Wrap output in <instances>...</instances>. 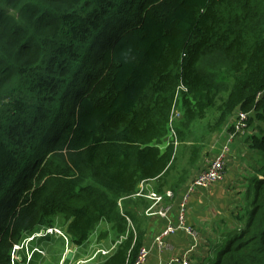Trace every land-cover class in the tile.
I'll return each instance as SVG.
<instances>
[{"label":"trees","instance_id":"16d2710c","mask_svg":"<svg viewBox=\"0 0 264 264\" xmlns=\"http://www.w3.org/2000/svg\"><path fill=\"white\" fill-rule=\"evenodd\" d=\"M240 110L264 154V0H0V264H27L15 245L34 232L60 229L64 253L103 224L112 251L93 260L135 264L152 204L139 186L191 144L185 180ZM226 242L213 264H264V178Z\"/></svg>","mask_w":264,"mask_h":264},{"label":"crops","instance_id":"0c3cea01","mask_svg":"<svg viewBox=\"0 0 264 264\" xmlns=\"http://www.w3.org/2000/svg\"><path fill=\"white\" fill-rule=\"evenodd\" d=\"M256 132L259 134L258 129ZM247 134L248 132L243 137H239L237 142L230 145L229 158L226 161V173L223 180L208 189H197L189 199L186 224L192 226L198 232L196 240L187 232L178 231L166 238L167 248L159 247L155 241V237L170 222L177 223L179 205L186 192V186L204 165V162L199 158L195 166L189 171L187 178L182 181L183 171L188 169L187 163L191 159V144H181L178 147L177 156L179 159L177 166L166 180L160 182L152 181L139 186L140 193H146L142 191L144 189L155 192L175 191L174 199L166 201L165 206L159 205L155 208L157 209L156 211L165 208L166 218L156 214L147 216V210L144 212L145 216H142L140 210L137 211L140 215L136 217V224L146 232L143 248L149 252L147 259L142 264H164L172 258L181 257L182 254L189 250H192L188 258L190 264H212L217 257L215 250L218 245L224 244L245 227L252 209V205L248 200H250L252 195L253 186L257 180L264 178V170L261 169L260 165L262 163L264 167V154L260 153L258 155V152L253 151L249 147L248 138L245 137ZM226 136L227 134H224L223 130H221V133L214 134L211 138L206 136V156L210 155L213 158L219 153L226 142ZM214 137H217V142H213ZM214 146L218 148V151L212 153V147L214 148ZM111 251L112 248L110 247L107 251L99 248L97 254L103 252L107 256ZM72 252V255L69 250L63 254L64 256L59 264H65L66 258L70 262L69 259L75 254H77V258L74 262L72 261V264H87L91 262L83 257V247H76ZM45 255L46 252H44ZM78 255L80 256L79 258Z\"/></svg>","mask_w":264,"mask_h":264},{"label":"built area","instance_id":"2783aa9c","mask_svg":"<svg viewBox=\"0 0 264 264\" xmlns=\"http://www.w3.org/2000/svg\"><path fill=\"white\" fill-rule=\"evenodd\" d=\"M177 101L178 99H175L173 108L171 110L170 119H169V136L167 138L166 145H172L175 146L178 145L177 135L175 134L174 127L176 124V121L181 118V110L177 107ZM249 118V113L242 112L241 110L238 111L237 114H235L233 117H231V120L229 121V124L227 125V138L226 142L221 148V151L211 159H207L206 162H204L203 167L201 170L194 175L190 179V182L186 186V192L183 195V198L179 205V217L177 220V223L170 222L166 228H164L156 237L155 241L158 244L159 247H168V244L166 242V238L172 234H175L178 231H185L188 234H190L195 240L198 238V232L192 227L188 226L186 224V213H187V205L189 202V199L192 194H194L197 189H208L211 186L215 185L216 183L223 180L225 176V161L226 157L230 152V145L235 142L237 137H243L248 131V125L247 121ZM233 124L234 126V132L228 131L229 127ZM143 191V190H142ZM144 191H146L144 189ZM139 195L144 196L145 198L149 199L152 204L147 209L146 215L152 216L154 214L162 216L166 218V211L165 208L163 209H155L159 205L165 206L166 201L174 199V192L171 190H166L162 193L155 192V191H146V193H140ZM169 207V206H166ZM155 211V212H154ZM53 234L56 233L58 236L61 235L63 232L60 229H47L44 231H41L37 234V236H41L42 234ZM66 239V237H64ZM21 246H16L15 248L18 250ZM37 252L44 254L42 251L36 249ZM192 250H189L181 255V257H176L168 260L164 264H190L189 263V256ZM149 252L145 248H142L138 260L135 264H142L148 257ZM17 260H22L21 257H14Z\"/></svg>","mask_w":264,"mask_h":264},{"label":"rangeland","instance_id":"374dc122","mask_svg":"<svg viewBox=\"0 0 264 264\" xmlns=\"http://www.w3.org/2000/svg\"><path fill=\"white\" fill-rule=\"evenodd\" d=\"M216 117H217V114H214V115L210 114L208 116V118L205 121L202 122V125H207V124H210V123H214ZM228 124H229V122H227V124L222 129L224 131V134L227 133V125ZM249 131H253V127H251L249 129ZM213 139H214L213 142H217V137H214ZM210 148H211V146H210ZM206 149H207V145L203 146L202 154L200 155V159L203 162H206L207 159L210 158V155L206 156ZM212 149H213L212 153H214V151H218V148H215V146H214V148L212 147ZM259 154H260V152H258V155ZM228 158H229V154L226 157V161H227ZM256 160L259 161L258 159H256ZM226 161H225V166H226ZM260 165H261V169L264 170L263 164L260 163ZM254 195H255V185L253 186L252 195L250 197V200H248V202L251 205L253 204ZM101 226L102 227H100L98 229V232L96 234L94 233L91 236L92 237L91 241L86 246L88 249L86 247H83V249H84L83 257L89 259L90 261L92 259H94V257L97 255V251L99 250V248H101L104 251H106L105 249H108L110 247V243H109L110 239L108 241H105V242H98V240H97V238H98L97 234L99 233V231L108 229L106 227L108 225H106V224H103ZM37 234H38L37 232H34V233L30 234L28 236L29 238H26L22 242L23 243L22 245H15V247L16 246H21V247L18 250L15 248L16 253L14 254V257L23 258L25 256L27 264H29L30 262H31L30 264H59V263H61V260H62V258L64 256L63 254H65L68 250H69V252H72L73 249L76 248V247H73L71 241H70L69 245H68V243L66 241V250H65V247H64L65 252L62 253V250H63L62 245L65 246V243L62 240H56L55 239V234L47 233V234H42L41 236H37ZM62 234L64 235V237L66 236L65 233H62ZM64 237L59 235V239H61V238L64 239ZM112 238H114V234H111V239ZM67 246H68V248H67ZM219 247H221V246H219ZM219 247L215 250V253L217 254V256H218V253H219L218 252ZM40 248L42 250H44V251L40 250ZM36 249L42 251L43 253L46 251V255H45L46 257H41L40 256L41 253L37 252ZM223 249H224V247H223ZM215 253H214V255H215ZM42 255H44V254H42ZM79 257L80 256L78 255V258ZM76 258H77V254H75V256L74 255L71 256V259H69L70 260L69 264H72V261L74 262L76 260ZM102 259H103L102 257L101 258L97 257L95 260H92L91 262H89L87 264H98ZM216 259H217V257H216ZM216 259H215V261H216Z\"/></svg>","mask_w":264,"mask_h":264},{"label":"water","instance_id":"95a60500","mask_svg":"<svg viewBox=\"0 0 264 264\" xmlns=\"http://www.w3.org/2000/svg\"><path fill=\"white\" fill-rule=\"evenodd\" d=\"M70 253V252H69ZM73 252H71L70 254L72 255ZM68 257V256H67ZM69 261H67V258L66 260L64 261L65 264H67Z\"/></svg>","mask_w":264,"mask_h":264}]
</instances>
